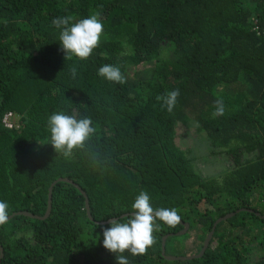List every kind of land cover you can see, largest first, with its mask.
Instances as JSON below:
<instances>
[{"label": "trees", "instance_id": "16d2710c", "mask_svg": "<svg viewBox=\"0 0 264 264\" xmlns=\"http://www.w3.org/2000/svg\"><path fill=\"white\" fill-rule=\"evenodd\" d=\"M96 13L100 45L87 60L65 59L52 20ZM103 64L120 66L126 83L99 77ZM176 89L168 112L159 98ZM59 111L96 129L71 157L49 143L47 121ZM9 113L13 129L3 125ZM191 135L201 137V158L225 171L196 170L194 150L180 144ZM60 179L86 196L58 183L48 219L0 226L1 264H117L96 226L127 219L140 191L154 208H176L189 230L158 221L144 255L124 253L129 264H264V0H0V199L9 217L44 218ZM230 215L201 257L165 258V238L167 256H199Z\"/></svg>", "mask_w": 264, "mask_h": 264}, {"label": "clouds", "instance_id": "9594fccd", "mask_svg": "<svg viewBox=\"0 0 264 264\" xmlns=\"http://www.w3.org/2000/svg\"><path fill=\"white\" fill-rule=\"evenodd\" d=\"M96 13L73 22L72 16L57 17L52 24L59 30V42L65 53V59L77 57L87 60L100 45L104 33V25ZM73 78L76 70L73 69ZM97 75L114 85L126 83V77L118 65L103 64L97 70ZM180 95L179 89L167 92L159 99L168 112H172ZM224 106L217 102L214 115H223ZM50 132V144L56 152L65 157H71L76 149H84L96 129L90 117L77 118L64 111L52 113L47 121ZM131 208L134 210L127 219L113 217L109 226L100 227L105 249L116 254L117 264H129L125 252L132 256L144 255L154 243L153 233L160 230V223L175 227L180 216L176 208H154L151 196L146 191H140L135 197ZM9 219V204L0 199V225Z\"/></svg>", "mask_w": 264, "mask_h": 264}, {"label": "water", "instance_id": "95a60500", "mask_svg": "<svg viewBox=\"0 0 264 264\" xmlns=\"http://www.w3.org/2000/svg\"><path fill=\"white\" fill-rule=\"evenodd\" d=\"M58 183H68V184H71V185L76 186L73 182H71L70 180H67V179H60L59 181H57V182L51 187V189H50L49 203H48V210H47V213H46V215H45L44 218L35 217V216L32 215V214L25 213V212H21V213H15V214H13L11 217H9V219H8V221H7L6 223L10 222L12 219H14V218L17 217V216H18V217H20V216H24V217H28V218H31V219H37V220H46V219H48V218L50 217V215H51L52 207H53V196H52V193H53L54 187H55ZM76 187H77V188H78V189H79V190H80V191L86 196V194L83 192V190H82L81 188H79L78 186H76ZM86 208H87L88 216H89L90 218H92V217H91V213H90V205H89V201H88V200L86 201ZM258 215H259V214H258ZM127 216H128V215H126L125 217H127ZM232 217H233V215H230V216H228V217H226V218H224V219H221V220H219V221L217 222V224L215 225V227H214L212 233H210V235L208 236V238H207V240H206V242H205L204 250L202 251V253H201L199 256H196V257H194V258H177V257H173V256H167V255H166V248H165V242H166V239H167V238H165V239H164V244H163V252H164V256H165V258H166L168 261H171V262H177V261H188V260H193V259H196V258L201 257L202 255H204L205 251L208 249V247H209V245H210V243H211V241H212V238H213L214 233H215V231H216V226L219 225L221 222L226 221V220H228V219H230V218H232ZM6 223H4V224H6ZM179 223L182 224V225H185V230H184V232L180 234V235L182 236V235L186 234V232L189 230V225H188V224H184L181 220H179ZM4 224H2V225H4ZM2 225H0V226H2ZM3 257H4V254H3V251H2V253H1V258L3 259ZM1 263H2V261L0 260V264H1Z\"/></svg>", "mask_w": 264, "mask_h": 264}, {"label": "rangeland", "instance_id": "374dc122", "mask_svg": "<svg viewBox=\"0 0 264 264\" xmlns=\"http://www.w3.org/2000/svg\"><path fill=\"white\" fill-rule=\"evenodd\" d=\"M19 119V117H17ZM17 119L15 123H17ZM14 122V121H13ZM201 137L197 136H188V138H183L180 140V144L184 149H190L194 148L198 145V141H200ZM195 145V146H194ZM205 151L203 149L196 148L193 151L194 158H197V162H195V168L197 171L201 172L207 177H214L216 175L221 174L223 171L226 170L225 165H223V162L221 160H209L207 157L201 158L202 154H204ZM192 247V246H191Z\"/></svg>", "mask_w": 264, "mask_h": 264}, {"label": "built area", "instance_id": "2783aa9c", "mask_svg": "<svg viewBox=\"0 0 264 264\" xmlns=\"http://www.w3.org/2000/svg\"><path fill=\"white\" fill-rule=\"evenodd\" d=\"M13 120H14V115L9 113L5 116L3 125L8 129H13L15 127Z\"/></svg>", "mask_w": 264, "mask_h": 264}]
</instances>
